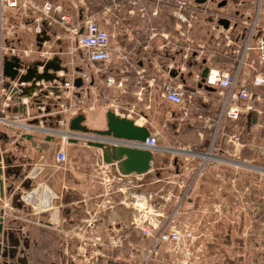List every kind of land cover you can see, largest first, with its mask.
<instances>
[{
    "label": "crops",
    "instance_id": "crops-1",
    "mask_svg": "<svg viewBox=\"0 0 264 264\" xmlns=\"http://www.w3.org/2000/svg\"><path fill=\"white\" fill-rule=\"evenodd\" d=\"M60 1L58 4L63 11L76 18L71 6L80 0ZM81 2V8L86 7L93 13L100 27L110 35V61L94 64L85 62L82 51L71 53L74 43L67 38L62 28L49 27L46 32L51 41L44 52L58 56L68 74H73L78 67L91 81L74 91L68 88L60 90L58 102L51 94L49 98L41 99L51 109L48 113L42 112V117L32 104L31 96H35L36 91H28L22 97L18 95L13 102L12 112L8 114L17 117L21 124H28L37 118L35 126L56 127L65 132L70 120L78 114L85 116L84 125L89 129L104 130L106 112L112 111L120 118L133 120L135 126L148 128L150 136L155 135L161 140L163 151L154 156L152 166L155 174L150 172L141 176H126L127 179L119 184L115 181L117 173L114 167L104 164L100 152L87 146L85 140L69 142L65 147L66 162L61 165L55 160V154L61 146V135L2 126L0 224L3 234H8L0 235V264H83L80 256L71 252H76L84 236L90 235L91 232L87 230L89 221L95 219L93 226L101 232L113 224L126 225L137 217L121 206L119 208L124 210L120 213L118 207L113 211L99 213L97 206L104 198H148L153 192L150 193L147 188L157 185L156 194L164 198L179 196V190L172 191V186L186 185L199 160L190 155L170 153L168 149L191 148L194 152L207 150L213 134L212 119L217 105L215 101L211 104L212 100L209 101L205 94H194V102L203 119H197L195 112L187 119L182 108L163 98L164 86L173 81L174 85H183L191 93L197 83L196 76L199 75L201 79L204 68H232L234 55L224 46L226 41L222 36L218 41L213 40L215 34L211 28L218 27L216 30L220 35L221 25L218 21L224 19L229 25L226 29L222 27L227 31L233 27L232 32H235L241 15H249L254 10L253 0H205L196 8L189 5L183 10L176 9L174 0ZM222 2L224 5L219 6ZM16 15L23 16L19 13ZM37 17L32 14L27 19L14 21L12 24L18 27L16 33L29 30L27 26H22L29 22L34 25L36 36L38 26L34 21ZM33 42L32 47L37 48L36 58L30 57L35 51L33 53L28 49L21 57L29 60L39 58L35 39ZM108 80H113L114 84L108 86ZM12 86L17 87L15 83ZM29 86L20 85L21 88ZM205 91L207 95L214 93V90ZM78 101L80 105H77ZM61 104L71 107V112L60 113ZM22 106L26 109L23 110ZM257 106L263 108L264 100L255 104L256 109ZM247 117L251 138L245 137L244 128L237 125L239 121H222L216 141L220 148L218 153L228 151L232 155L241 156L244 151H250L257 154L258 148L264 147V116L254 112ZM59 120L67 124V127L61 125ZM231 126H234L233 130ZM234 136H239L240 142L234 141ZM88 137L91 140L96 138L93 135ZM170 166L175 168L176 173L170 170ZM243 176L235 166L207 163L203 176L197 178L186 197L187 208L182 218L189 222L202 218L196 209L199 205L209 206V202H200V199L202 194L205 198H211L210 191L214 184L223 186V198L239 196L236 189L243 186ZM167 186L169 188L166 191L164 188ZM118 187L122 188L121 192ZM254 194L259 193L252 192L245 201L241 195L242 200L236 207L225 206L226 212L219 216V221L216 218L214 224L200 229L208 230L205 243L208 264H245L246 261L259 264L260 252L264 253V243L259 242L263 233L255 226L254 230L248 232L247 239L241 235L245 226L253 220L250 211L245 213L241 210L259 199L252 198ZM233 217L237 218L236 226L230 224ZM219 225L221 231H215ZM255 235L258 237L257 246ZM109 253L113 257L115 253L116 258H100L97 262L87 264H129V260L118 256L119 252ZM260 264H264V258Z\"/></svg>",
    "mask_w": 264,
    "mask_h": 264
},
{
    "label": "built area",
    "instance_id": "built-area-1",
    "mask_svg": "<svg viewBox=\"0 0 264 264\" xmlns=\"http://www.w3.org/2000/svg\"><path fill=\"white\" fill-rule=\"evenodd\" d=\"M77 2L71 6L76 15V18H74L72 14L63 11L60 4L52 0H42L38 4L32 0H0V126L16 130L22 129L23 131L44 132L47 135H61V146L55 154L56 162L61 165L66 162L65 147L68 146L70 141L78 139L93 141V139L91 140L88 136L85 137L79 133L69 131L68 128H66L67 131L61 132L56 127L35 126L31 122L21 124L17 117L10 116L8 112L14 106V103L11 101L9 90H12L13 86L9 90L4 88V81L6 79L2 75L1 66L4 58L17 55L14 40L18 27L12 24V21H9L8 16L10 17L18 13L23 16L38 15L34 21L38 26L36 27V34L42 31L46 32V29L53 26L62 28L67 34V38L74 43L71 53L82 51L85 56V62L89 64L108 63L111 59L108 50L110 35L105 29L100 27L93 13L88 11L86 7L84 9L81 8V0ZM174 4L178 10L188 8L189 5L192 8L199 6L196 2L191 3L188 0H174ZM263 4L264 0H253L254 10L249 15H245V13L241 15V21L235 32H232L233 27L227 31L221 26V34L219 35L216 30L218 27L211 28V32L215 34L214 39H212L218 41L220 36H222L226 41L224 46L231 50V53L234 55L232 68H207L208 72L204 78L202 87L200 89L197 88L201 81L199 75H197V83L194 84V91L191 93L183 85H174L173 81H169L164 86L163 98L182 108V112L187 119L194 112L197 119H203L194 102V94L198 96L205 94L209 101H215L217 105V111L212 119V123L216 126V129L212 131L213 134L207 150L194 152L191 148L168 149L170 153L184 156L190 155L199 160V164L196 166L192 177L186 185L178 186L174 185L175 183L173 184L175 187L172 186V191L178 189L180 192L179 196L176 198H164L162 195L156 194L157 198H151V196L148 198H104L97 206L99 213L113 211L116 207L121 206L127 208L129 212L133 211V214H136L137 217L132 218L126 225L119 226L118 224H113L108 228H104L101 232L97 231L93 226L95 219L89 221L87 230L91 232L89 233L90 235L84 236L81 246L76 252L71 253L80 256V259L87 258L88 263L97 262L98 259L103 258L100 252L107 249L108 252H119L118 256L129 260L127 261L129 264H208L205 246L208 230L202 229L200 231V224L197 220L189 222L182 218V214L185 212L184 204L185 202L187 203L188 199L186 197L193 185H195L197 178L203 176L207 163L232 165L241 173L246 170L251 179L247 183L248 189L245 190L251 193H264L263 188H258L257 186L258 182H264V166L254 165L253 160L241 159V156L237 154L232 155L228 151L218 153L220 148L216 145L218 128L224 119L236 122L254 112L258 115L260 113L255 108V104L261 103L264 100ZM9 11L11 13L7 15ZM22 26L26 28L27 25ZM47 44V42H44L42 50H38L40 54L39 59L45 62L54 57L52 54L44 52ZM22 73L24 74L25 72ZM57 76L65 80L64 84L54 82V85H51L57 86L59 91L65 88L72 89L73 91L78 89L74 86V81L77 78L81 80L82 87L91 81V78L78 67L71 75L59 72ZM113 84V80H108V86H112ZM47 86H50V84L43 85L44 88ZM118 86L120 87V85ZM204 87L213 89L214 93L207 95L204 93ZM51 96L57 102L60 99L59 93L57 96L53 97L52 94ZM205 102L207 104V99ZM78 103L77 105H80V101ZM81 103L84 104V102ZM36 107L41 110L40 117H42L41 114L45 112L46 105L41 102V106ZM59 112L62 114L70 113L71 107L61 104ZM59 122L61 125H65L62 120H59ZM65 126L67 127V124ZM233 140L240 142L239 136H234ZM159 141L155 135H151L144 143L132 142L130 145L135 148L148 149L155 156L163 151ZM121 143L125 145L129 144L127 141H121ZM257 151L256 155L258 157L264 155V147L258 148ZM170 170L176 173L173 166H170ZM154 171L152 166L150 172L154 173ZM115 178V181L119 184L127 179L126 176L120 174H117ZM229 182L230 184L233 183L232 181ZM118 188L121 192L122 188ZM241 188H235L240 194L239 196L235 195L233 198H223L225 190L222 185H217L211 194L214 198H208L211 204L208 208L203 209L205 211L210 210V215L218 213L219 216H223L226 212L225 206L236 207L238 202H241V195L243 196ZM215 198H218L217 204ZM140 202L142 208H138ZM216 208L219 210L217 211ZM241 211L245 213L250 211L252 214V222L249 221L250 224L245 226L244 232L241 233L244 239H247L248 232L254 230V227L259 225L258 200L249 203ZM230 224L236 226L237 218L233 217ZM257 238L255 235L256 246L258 242ZM87 248H92V250H86ZM87 251L90 253L84 255Z\"/></svg>",
    "mask_w": 264,
    "mask_h": 264
},
{
    "label": "water",
    "instance_id": "water-1",
    "mask_svg": "<svg viewBox=\"0 0 264 264\" xmlns=\"http://www.w3.org/2000/svg\"><path fill=\"white\" fill-rule=\"evenodd\" d=\"M204 2L205 0H196L197 4H202ZM223 5L224 2L219 4V6ZM218 24L225 29L228 28L229 25L228 21L224 19H220ZM35 41L38 50H42L43 43H49L51 37L47 35L45 31H42L39 34H36ZM17 61V58L12 56L7 59V63L5 64L4 78L6 79V83L4 84V88L6 90L11 87V84L14 81H17L19 85L29 84V88L20 87L19 97L26 96L28 91H31V93L36 91L37 93L35 96H31L33 97L32 104L35 106H41V99L49 98L50 94L53 96L58 95L59 89L57 86L51 85H54V82L64 84L65 80L59 78L57 73L63 72L65 74L67 73V69L59 66V59L56 56L49 61H46L44 64L39 62L35 63L32 69L25 70V73L21 75H18L15 70L17 68ZM202 63H205V61ZM207 72L208 69L204 68L201 73V82L198 85L199 88L202 87ZM43 83L50 84V86L44 88L42 85ZM74 86L77 88L81 87V80L77 78L74 81ZM204 89L209 92L213 91L208 87H204ZM22 108L23 110L26 109L24 106H22ZM50 110V107L45 108L46 113L50 112ZM37 111L39 114L41 113L39 108H37ZM105 119L106 125L104 130H91L84 125L86 120L85 116L83 114H78L70 120L68 130L79 133L85 137L89 135L95 136L96 138L93 141L87 140L86 145L97 149L100 152L103 163L112 165L117 174L130 177L150 173L154 162V154L148 149L135 148L130 145L132 142L144 143L150 136L149 129L146 127L135 126L133 120L120 118L112 111L106 112ZM31 123L37 124L38 120L35 119ZM121 141H127L129 144H122ZM72 142H77V140H72ZM1 234H3L2 224H0V235ZM7 234L8 233L3 234V236H7Z\"/></svg>",
    "mask_w": 264,
    "mask_h": 264
},
{
    "label": "rangeland",
    "instance_id": "rangeland-1",
    "mask_svg": "<svg viewBox=\"0 0 264 264\" xmlns=\"http://www.w3.org/2000/svg\"><path fill=\"white\" fill-rule=\"evenodd\" d=\"M32 1L34 3H37L38 4L42 0H32ZM52 1H54L57 4L59 2H61L60 0H52ZM10 13H11V11H9L7 15H10ZM29 17L30 16H21V15H16V14L15 15H12L10 17L8 16L9 21H13L11 23H14V21H16V20L19 21V18H21V19H24V18L27 19ZM26 23L29 24V22H26ZM28 24H27V28L29 30H26V31L25 30L17 31L16 37H15V40H14V45L16 47L17 54H19L20 56H23L22 55L23 52L28 49V50L33 51V53L35 51L34 54H32V53L30 54V57L36 58V56H37L36 55L37 48L36 47H32V45L34 44L33 39H35L34 25L29 24V25H31V26H29ZM211 104H214V103L211 101ZM257 110L260 112L259 113V116H264V106H263V108L257 106ZM214 112H215V110L213 112H211V114L213 115ZM251 119L253 120V117H251ZM237 125L244 128V130H245V134H244L245 137L251 138V136H250V130H249L250 125H249L248 117H242L239 120V122H237ZM215 129H216V126L213 127L212 131H214ZM230 129L233 130L234 129V126H231ZM247 143H249V142H247ZM159 144H161V140L159 141ZM249 153H254V152L244 151L240 158L241 159H246V160H252L253 159V161H254L253 164L254 165L261 166V167L264 166V155L258 157L256 155V153L250 154V155H249ZM246 172H247L246 170L243 171V174H244V176H243V186L241 188L242 191H243L244 201H245V198H250L248 195L251 194L250 191H246L245 190V189H248L247 183H249V181H250V176ZM168 177L170 178L171 176L168 175ZM171 179L172 178H170V180ZM217 185L218 184H214L213 185L212 190L210 191L211 194L214 192V187H216ZM257 186H258V188H263V190H264V182H261V181L258 182V185ZM158 187L159 186L157 185V186H151V187H148L147 188L148 191L150 190L149 191L150 193L153 192L152 194H150L151 195V198H157L156 197V193H155V189H158ZM168 188L169 187L167 186L164 189L167 191ZM200 193H202V191H200ZM210 197L211 198H214L213 196H210ZM207 198H205V195L202 194L201 199H200V202H203V200H204V202H209V200ZM252 198H259L258 199V214H259V225H258V228H259V232H262L263 233L262 236H261V238H259V242L261 244H263L264 243V196H263V193H259V194H254V196ZM215 201H216V204H217L218 198H215ZM138 208H142L141 202L139 203ZM184 208H185V211H186V208H187L186 207V202L184 204ZM203 208H208V207L205 206V205H202V206L199 205L198 208L196 209L198 211V213L201 212V215H202V218L197 219V222L200 224V229L203 226L209 227L210 224H214V221L216 220V218L219 221V214L218 213L214 214V217L213 218L212 217L210 218V216H211L210 215V210H206L205 211V209H203ZM117 210H118V213H120L124 209L118 207ZM216 210L218 211L219 209L216 208ZM125 212H127V211H125ZM130 213L133 214V211H130ZM227 224H228V221H227ZM220 227L221 226L219 225V227L215 231L220 232L221 231V228ZM217 242L219 243L218 239H217ZM88 253H90V252L87 251V252L84 253V255L85 254L87 255ZM100 253L103 255L104 260H106L107 257H111L112 256V255H110L111 253H109L108 251H103V252H100ZM113 255H114V257L113 256L112 257L113 258H116V256H115L116 254L113 253ZM263 258H264V253L263 252H260V255H259V264H260V262L262 261ZM82 261H83V264H87V262H88L87 261V258L86 259H82ZM243 261H245V259H243ZM245 264H250V263H249V261H246Z\"/></svg>",
    "mask_w": 264,
    "mask_h": 264
},
{
    "label": "flooded vegetation",
    "instance_id": "flooded-vegetation-1",
    "mask_svg": "<svg viewBox=\"0 0 264 264\" xmlns=\"http://www.w3.org/2000/svg\"><path fill=\"white\" fill-rule=\"evenodd\" d=\"M15 58H17V63H16V66H17V68L15 69L16 71H17V73H18V75H21V74H23L22 73V71H24L25 72V70H30V69H32V67H33V65H35V63H37V62H39V63H42V64H44L45 63V61H43V60H41V59H35V60H29V59H26V58H24V57H21V56H19V55H15L14 56ZM57 58H58V56H56ZM7 59L8 58H4V60H3V63H2V66H1V72H2V75L4 76V71H5V64L7 63ZM59 59V58H58ZM59 66L61 67V68H63V66H62V64H61V62H60V60H59ZM6 83V80L4 81V84ZM16 84V86L17 87H15V88H13L12 87V90H9L10 91V95H11V101L12 102H14V100H15V98L20 94V85L17 83V81H14L12 84ZM12 84H11V86H12ZM19 93V94H18ZM34 106V105H33ZM12 108H10L9 109V113H11L12 112ZM2 126H0V137L2 136ZM255 201V200H254ZM211 204V202H209V204L208 205H210Z\"/></svg>",
    "mask_w": 264,
    "mask_h": 264
}]
</instances>
